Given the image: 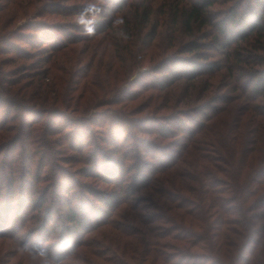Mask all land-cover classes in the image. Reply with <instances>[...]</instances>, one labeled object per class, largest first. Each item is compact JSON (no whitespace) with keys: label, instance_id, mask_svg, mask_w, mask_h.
<instances>
[{"label":"rangeland","instance_id":"1","mask_svg":"<svg viewBox=\"0 0 264 264\" xmlns=\"http://www.w3.org/2000/svg\"><path fill=\"white\" fill-rule=\"evenodd\" d=\"M113 1L0 0V94L4 99H8V102H15L18 106L12 108L8 105L0 108V176L6 175L8 161L14 152L12 146H16L17 152L15 154L22 158L19 162L23 171L22 176L20 174L16 176L17 194L13 205L15 210L8 217V229L6 228L8 232L18 227L13 222V215L21 209L20 205L25 204V208L29 206L31 196V189L25 183L27 176L29 177L25 172L26 166H28L25 161L30 147L26 135L22 136L21 133L17 135L16 130H18L20 122L27 124L25 127L27 130L29 125L30 128L33 126L32 118L34 116L46 112L44 119L41 118V123L32 127L30 132L47 124L48 121H54L56 115L64 118L65 122L74 119L82 122L81 128L76 125L63 134L53 135L51 140L54 142V146L63 141L66 142L65 145L59 147L63 148L57 154L62 158L59 159L58 164L72 179L78 181L76 191L81 194L78 195L81 198V203L78 202L77 207L83 208L84 212L87 209V206L82 205L84 200H90L91 204L93 203L95 206L94 208L100 207L99 198L105 195L104 192L111 193L112 186H107L99 180L100 178L98 179L95 175L96 170L91 169V166L81 165L76 161V152L70 150L69 147L72 143L75 142L77 148L84 146V154L92 158L93 161L97 158L99 150L102 151L104 158L99 164L104 167L111 162L108 157L113 160L118 159L114 153L116 150L114 146L111 143L106 144L105 141L111 131L113 136H116L115 140L118 145L130 148V150L142 149L140 147L141 142L153 144L155 148H158L156 150L157 158L152 159L150 157L146 161H153L157 166H163L170 160L162 159L159 154L161 152L167 154L168 149L177 148L176 146L180 142L182 143V140L187 136L186 134H179L174 139L158 138L152 134L147 135L138 132V129L134 130L133 128L134 124L139 121L142 128H150L155 125L153 123L158 126L161 121L163 122L161 124H164L165 121L162 118L182 116L180 112L191 110V108H186L183 105V100H185L186 92H190L189 89L195 83L190 79L188 81L183 79L166 87L164 80L162 81L165 74L163 73L162 76L161 71L157 69L167 56L184 58L178 54L177 50L182 42L187 41L185 36L180 35L176 45L168 49L167 32L169 31L170 19L163 15V12L172 7L173 0H121L120 2L128 6L124 12H120L115 4H109ZM143 2L153 5L155 13L153 19L161 22L158 38L150 39L148 34L151 29L147 26L143 31L140 30L141 34H134L130 41L131 48L129 51L121 49L118 44V36H121L123 40L127 36V31H123V35L121 33L126 27L125 21L131 18L129 17L131 12H135L133 4H142ZM235 5V1L232 0L230 3V0H226L224 5L216 7L218 12L215 14L219 16L218 19L224 20L226 13H228L226 11L235 8ZM87 8L94 9L96 14L86 15L85 9L87 10ZM81 23L85 27L84 30L73 28L72 34L77 37L75 41L69 43L64 41V45L62 41L52 36L53 44L60 46L57 48L58 50L56 47L41 50L42 46L26 44L22 41L23 39L29 42L33 40L32 37H28L34 32L28 29L30 26L36 28L39 25L41 28H45L41 30L51 32L50 34L53 35L61 33V30H57L59 26L73 27V25L79 26ZM100 23L105 24L104 31L100 34L88 33L91 35L90 37L80 35L95 30ZM130 25L133 27L135 23L130 22ZM51 27L55 29H51ZM229 30H231V26L225 28L226 32L220 36L217 45L206 41V49L215 54L217 52L220 54L226 45L238 40L239 33L233 35L231 32L229 35L227 33ZM220 59H212L209 62L224 66L225 62L219 61ZM186 66H183L184 72L191 71ZM220 68L222 67L220 66ZM197 73L199 71L195 72V76L199 77L200 74ZM227 73L228 71H224L220 74L214 83L213 94H210V97L209 93L205 92V88L201 87V81L196 85L197 90H192L197 94V98L194 97L195 101L200 102L202 100L193 109L201 111L206 107L204 113H210L209 107L215 108L213 119L206 125V129L201 130L198 134V138L206 142H197L184 151L186 153L182 159L187 158L184 161L181 160L180 164H184L181 171H175L170 166L166 168L170 171L165 170V174L158 175L159 178L163 177L167 181H172L177 179L176 174H179L184 176L182 180L187 182L193 177L202 181L203 174L208 175L213 172L214 174H222L219 175L221 178L219 180L223 184L220 188L227 190L226 192L231 190L230 184L241 183L242 187L245 186L249 188V191L256 193L249 199L247 205H243V210H247L249 221L253 224L251 226L252 231L247 233V236L245 230L239 229L237 224L225 226L224 230L217 231V234L223 235L222 240L230 239L234 245L232 248L223 245L219 251L221 259H219L216 251L211 254L206 248L203 250L200 249L201 247L189 249L184 243L177 242L174 239L175 235L180 234L177 232L173 233L172 238L165 240L151 238L148 230L155 228L163 231L168 228V225L163 223H149V219L156 215L153 205L160 204L158 203L159 197H154L152 194L154 199L149 200L148 205L146 203L139 205L145 208L142 211H140V207H138L140 208L139 211H134L135 207L131 201L129 204H117L116 210L103 209L104 214L100 217L94 216L95 213L87 212L88 224L73 230L72 232H75L76 235L71 239L66 237L67 245H62V240H58L59 238L56 241L52 239L53 241H48L44 247L41 245L45 251L49 247V250L42 256L36 252L40 246V243L36 242L40 236L41 239L45 238L47 233L43 230L35 232L36 229L31 228L24 232V234L29 230H31L29 233L35 232L33 239L29 241L31 246L26 251L20 249L17 244L10 240L0 239V264H57L52 256L55 250H62L71 254H65L66 264H171L167 262L166 258L173 256L177 251L179 252L180 248H185L188 253L193 255L201 256L204 258V264H235L238 256H241L240 264H264V207H261L264 200V181L251 183L250 186L249 179L258 169L261 171L264 169V117L256 112L259 111L264 114V105H262L264 100L262 98L261 101L260 99L254 101L255 97L252 96L258 81L247 80L242 73H238L236 78L228 79ZM150 83H155L163 89H151ZM211 99L215 101L214 104L210 101ZM108 108L126 115L128 124L123 128L115 127L112 130L109 122L107 128H102L100 123L105 120L103 114ZM251 109H254L256 113ZM7 118L16 119L7 123ZM166 126L167 129L171 130L170 125ZM5 128L10 130L9 133H4ZM126 133L130 135H126ZM129 136H134L135 141L129 142ZM53 148L55 149V147ZM222 148L226 149V154L221 150ZM193 150H196V155L191 154ZM172 156L174 159V155ZM36 162L30 179L32 184L40 176L49 178V171L52 169L48 167L42 170V161L38 159ZM138 165L131 161L127 164V168L135 167L136 170L139 168ZM230 165L233 166L230 167ZM88 169H91V173ZM86 171L95 177H89V175L84 177L83 174ZM139 171L140 169L132 173L136 177ZM182 172L191 173V177L185 176ZM228 172L232 174L231 178H234V181L230 179L232 182L230 184H227V179L223 177ZM141 173L145 178L148 175L145 170ZM20 178H24L23 181ZM113 179H121V174L116 175ZM40 181L38 183L41 184V194H36L35 200L37 201L33 206L38 204L40 196V198L46 196L51 201L46 205L47 209H50L54 206L52 201L55 200V195L63 196L64 191L45 183L46 180L41 177ZM198 184L196 185L198 186ZM204 187L206 186L202 185L201 189ZM205 189L207 190V187ZM201 196L202 194L199 195V197ZM211 196L214 195L211 194L209 197ZM57 201L60 203H55L53 208L55 218L58 222L60 221L62 226L71 227L57 217L58 212H67V209L63 207L65 203L63 199H57ZM81 205L82 207H80ZM210 212L208 214L210 219H216L218 216L217 209H211ZM170 215L177 222L182 221L177 218L176 213ZM194 222L191 217H186L184 220L186 227L197 232L199 230L193 227ZM30 227L29 225L28 228ZM258 231L262 233L256 241L255 232ZM78 241H84V246L79 247V249ZM208 260L210 261L207 262Z\"/></svg>","mask_w":264,"mask_h":264},{"label":"trees","instance_id":"2","mask_svg":"<svg viewBox=\"0 0 264 264\" xmlns=\"http://www.w3.org/2000/svg\"><path fill=\"white\" fill-rule=\"evenodd\" d=\"M120 1L121 0H114L109 4H115L116 8H119L120 12H124V10L128 9V6L124 5ZM225 1L226 0H173L172 7L163 12V15L170 19L168 24L169 31L167 32L169 43L168 49H171L176 45V41L180 35L185 36L187 41L182 42L177 50L178 54L184 58L180 59L179 56H167L157 69L161 71L162 76L163 73L165 74L164 77H160H162V81L164 80L163 82H165L164 84H166V87L175 81L183 79L187 81L190 79L195 83L194 86L189 89L190 92H186L184 96L185 100H183V105L186 106V108H191V110L188 108L190 110L188 111L189 113L187 111L180 112L182 116L162 118V120L165 122L164 124H161L163 123L161 121L160 124L158 123V126L156 123H153V125H155L150 128H142L140 121L132 126L134 130L138 129V132H142L147 135L152 134L158 138L167 137L169 139H174L179 134H186V138L182 140V143L180 142L176 146L177 148L168 149L166 151L167 154L160 151V157L162 159L170 160L169 163H166L163 166H157L153 161L147 162L146 159L148 160L150 157L152 159L157 158L156 150H158V148H155L153 144L148 142H141L140 147L142 149L137 150H130V148L121 147L115 140L116 136H113L111 131L105 138V141L106 144L111 143L114 146L116 149L114 153L118 156V159L113 160L108 157L111 162L104 167L99 164L101 159L104 158V153L102 151L98 149L99 152L97 154V158L93 161L92 158H89L84 154L85 152L83 144H81L83 147H78V149L77 144L75 142L72 143L69 147L70 150L76 152V161L81 165L91 166V169L96 170V174H94L96 177H98V179L100 178L99 180H101L104 184H107V186H112L111 193L104 192L106 196L103 195V197L99 198L98 201L101 205L100 207L98 206L97 208H94L95 206H93V203L91 204V201L84 197L86 200H82V205L87 206V209H85L86 211L84 212L83 208L79 209L77 207V203L81 201L80 196H78L81 194L76 191L78 181L72 179L69 174H67L58 164L59 159L62 158L57 156V154L63 148L59 147L65 145L66 142L63 141L61 144L54 146V142L51 140L53 135L63 134L76 125L80 126L82 122L76 119L65 122L64 118H62L60 115H56L54 121H48L47 124H44L40 128L33 130V132H30L32 127L38 126L41 123V118L45 117L47 113L46 112L44 114L40 112L41 116L38 114L39 116L36 115L32 118L33 126L31 128L29 125V128L25 130L27 124L20 122L18 130H16L18 133L17 135L21 133L20 135H26L28 138L27 140L30 148L28 149L29 152L25 161V163H28L25 172H27L29 177L27 176L25 183H27V186H29L31 189V196L29 206L25 208V204L20 205L21 209L13 215V222L16 223L18 227L13 228L9 232L7 231L9 220L8 217H10L15 210L13 205L15 196L17 194L16 176H19V174L21 176L23 175V171L21 170L22 167H20L19 162L22 160V158L15 154V152H17L16 146H12L14 152L8 161L6 175L0 176V239L10 240L14 244H17L20 249L26 251L27 248L31 246V242L29 241L33 239L32 237L35 235L34 233L43 230L47 233L45 238L41 239L42 237L40 236L38 242H36L38 244L40 243V246L36 249V252L38 255L42 256V254L44 255L49 250V247H47V251H45L41 245L44 247V245H46L50 240L56 241L59 238L58 240H62V245H67V242L65 241L66 237L71 239L76 235L75 232H72L73 230L75 231L76 228H82L84 227V224H88L89 219L87 217V212L95 213L94 216L100 217L102 214H104L103 209L116 210L117 204H129L131 201H133V207H135L134 211H139L140 208V211H142L145 210V208L139 205L141 203H146V205H148L147 203L153 200L155 196L159 197L158 203L160 204H152L156 215H153L151 219H149V223H163L164 225H168V228L167 230L163 231L155 228L148 230L151 238L155 237L160 240H165L172 238L173 233L177 232L180 233L174 236V239L177 242L184 243V245L189 249L201 247L200 249L203 250L206 248L211 254L216 251L219 259H221L219 251L223 245H226L230 248H232L234 245L230 239L222 240L223 235L217 234V231L220 229L224 230L225 226H230L233 224H237L239 229H244L246 236L247 233L252 231L251 226L253 224H251L249 221L247 210H243V205H247L249 199L256 195V193L251 190L249 191V188L245 186L242 187L241 183H237L235 185L230 184L232 183L230 182V179L234 181V178H231L232 174L229 172L226 173L227 175H223V177L227 179V184L231 185V190L229 192H226L227 190L220 188L223 184L221 183L222 181H220L221 178L219 175L222 174H214L211 172L208 175L203 174V178L201 179L202 181L198 180L199 178L196 180L195 177H193V180H187V182H184L182 180L184 176H180L179 174H176L177 179H173L172 181H167L163 177L159 178L158 176L161 173L165 174L166 168L170 166L173 168V170L175 169V171H181V168L184 164L180 163L181 160H183L182 156H184L186 153H184V151L188 150L189 147L193 146L195 143L197 144V142H206L201 140V138H198V134L201 130L206 129V125L213 119L212 117L213 113L215 112V108L210 106L208 109L210 113H204V110L207 109L206 107H204L201 111L193 109L195 105L202 101L196 102L194 97H196L197 94L192 91L197 90L198 87L196 85H198L200 81L202 82L201 87L205 88V92L209 93L210 97V94H213L214 83H216L222 72L228 71L226 74L228 79L236 78L238 77V73H242L244 77L247 78V80L253 79L254 81L256 80L259 82L257 86H255L256 90L253 91L252 96L255 97L254 101H257L256 99H260L261 101L262 98L264 100V0H233L236 4L235 8L231 9L230 11H226L228 13H226L224 20H220L218 19L219 16L215 14V12H218L216 7L224 5ZM231 2L232 0H230V3ZM133 7L135 12L130 11L131 13L129 15V17H131L133 20H130L131 18L128 20L126 19V27L121 31L122 35L123 31H127V36L124 40L121 36H118V44L121 46V49H125L127 51H129L131 48L130 41L133 39L134 34H141L140 30L143 31L147 26H149L151 30L148 35L150 39L155 40L158 38L159 27L161 25L160 21L153 19L155 13L152 4L148 5L145 4V2L142 4L136 3L133 4ZM85 14H89L90 16L95 15L96 13L94 9L87 8V10L85 9ZM129 21L131 23H135V26H133L134 28L131 27ZM104 25L105 24L100 23L96 29L93 30L94 33L93 31H87V34L80 35H86L85 37H90L91 35L88 33L100 34L102 31H104ZM229 26H231V30H229L227 33L229 35L231 32L233 35H235V33H239L238 40H236L234 43L226 45L225 49L220 54H218V52L215 54L211 50H207V45L205 44L206 41L208 43L210 42L214 45H217L219 43L220 36L224 35L226 32L225 28H228ZM73 28H78L79 30L85 29L82 23L79 24V26L73 25V27L59 26L57 30H61V33L52 35L50 34L51 32L48 33L44 32V30H41L45 28H41L39 25L36 26V28L34 26H30L28 29L36 32H33L28 36L32 37L33 40L29 42L23 39L22 41L26 42V44L30 43L31 45L35 44L39 45L40 47L42 46L41 50H49L55 47L57 49L60 46H55V44H53L52 36L58 38L63 42L62 44L65 45L64 41L69 43L71 41H75V38H77L72 34L74 32ZM51 29L55 28L51 27ZM66 37L68 38L65 39ZM216 58H221L219 61L225 62V65L222 66L220 64L217 65L215 63L209 62ZM185 65H187L188 69L191 71L186 70L187 72H184L183 66ZM220 66L222 68H220ZM196 71H199L197 74H200L201 77L195 76ZM150 85L151 89H161V86H158L155 83H150ZM210 101L213 104L215 103V101L212 99ZM8 105H10L12 108L18 107L16 106L17 104L15 102H8V99H4L0 94V108L7 107ZM262 105H264V102H262ZM252 111L255 112L254 109ZM256 112L264 117L262 112ZM103 116L105 117V120L100 123L102 128H107L109 122L111 124V129L115 127L123 128L128 124L127 118H125L126 115L110 108L106 110ZM15 119L16 118H7V123L11 122L12 120L15 121ZM19 119L21 120V118ZM166 125H170L171 130L167 129ZM81 127L82 126H80V128ZM8 131L10 130L5 128L4 133L7 134L9 133ZM128 134L126 133V135ZM128 138L129 140H127L129 142L135 141L134 136H129ZM34 146L36 147L35 150ZM53 147H55V149ZM221 150L226 154V149L222 148ZM195 153L197 154L196 150H193L191 154L196 155ZM172 155H174V159H172ZM186 158L187 157H185L184 160H186ZM38 159L42 161V170L43 168H52L49 171V178L42 176L40 177L46 180L45 183L64 191L63 196L61 195L58 197V195H55V200L52 202L55 206V203H60L57 201V199H63L65 202L63 207L67 209V212H56L57 217L64 220L65 223H68L71 227L62 226L60 221L58 222L53 214L54 206L50 209H47L46 205L48 202H51L50 198L48 199L46 196L44 198H40V196L38 198L40 200L38 204L33 206V204L37 201L35 200L37 197L36 194H41V184L38 183L40 181V177H38L37 180L35 179L36 182L34 181V184L30 182L33 169L35 168V165L37 164L36 161ZM131 161L137 163V165L139 164L138 169H140V171L138 174H136V177L133 173L138 169L135 170V167L127 168V164ZM232 166L230 165V167ZM91 169H88L89 173H91ZM144 170L145 173L148 174L146 178L143 173H141ZM262 170L263 171L258 169L252 178H249L250 186L251 183L253 184L257 183L258 181H264V169ZM166 171H170V169ZM89 173L86 171L83 174L84 177L85 175H89V177H95ZM182 173L187 177L191 175V173ZM118 174H121V179H113V177H116ZM23 179L24 178H22L21 181H23ZM198 182L200 183L198 184ZM196 184H198V186ZM202 185H205L207 190L210 191L208 192L205 189L206 187L201 189ZM152 194H154V197ZM201 194L202 198L199 197ZM211 194L214 196L209 197ZM139 195H141V197H139ZM82 205L80 207H82ZM261 207H264V200L263 204H261ZM211 209H217L218 216L214 220H211L208 216ZM178 212H180V214H178ZM171 213H176L177 218L182 221L180 223L177 222V220L173 219V217L170 215ZM186 217H191V220L195 221L193 227L197 228L199 231L195 232L193 229L186 227L184 223ZM29 225L31 226L30 228H28ZM31 228L36 229L34 230L35 232L33 234L32 232L29 233L31 230L24 234L27 229ZM228 231L230 232V230ZM255 233L257 235L255 240L257 241L258 238L261 237L262 232L258 231ZM21 240H25L24 243H22ZM82 246H84V241H78V249ZM65 254L69 253H65L62 250H55L52 256L56 260L57 264H66ZM237 258L238 259H236L235 264H240L241 256H238ZM166 259L167 262H170L171 264H204V258L188 253L185 248H180L179 252H175L173 256L167 257ZM209 261L210 260L207 262Z\"/></svg>","mask_w":264,"mask_h":264}]
</instances>
